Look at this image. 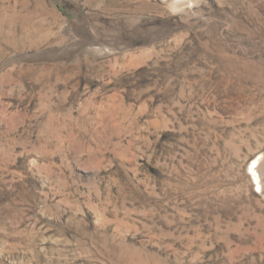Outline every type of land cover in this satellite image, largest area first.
I'll list each match as a JSON object with an SVG mask.
<instances>
[{
  "label": "rangeland",
  "instance_id": "374dc122",
  "mask_svg": "<svg viewBox=\"0 0 264 264\" xmlns=\"http://www.w3.org/2000/svg\"><path fill=\"white\" fill-rule=\"evenodd\" d=\"M264 0H0V264H264Z\"/></svg>",
  "mask_w": 264,
  "mask_h": 264
},
{
  "label": "bare ground",
  "instance_id": "6f19581e",
  "mask_svg": "<svg viewBox=\"0 0 264 264\" xmlns=\"http://www.w3.org/2000/svg\"><path fill=\"white\" fill-rule=\"evenodd\" d=\"M171 2L172 0H163ZM249 173L255 180L256 186L264 192V152L259 153L252 161L249 168Z\"/></svg>",
  "mask_w": 264,
  "mask_h": 264
}]
</instances>
